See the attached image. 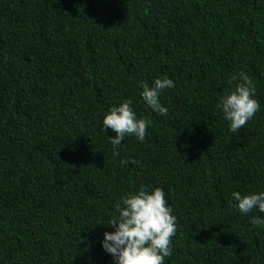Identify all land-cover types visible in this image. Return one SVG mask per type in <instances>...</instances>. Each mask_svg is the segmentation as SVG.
<instances>
[{
  "label": "trees",
  "instance_id": "trees-1",
  "mask_svg": "<svg viewBox=\"0 0 264 264\" xmlns=\"http://www.w3.org/2000/svg\"><path fill=\"white\" fill-rule=\"evenodd\" d=\"M240 72L260 110L232 133ZM165 76L163 116L141 93ZM125 100L151 124L113 156ZM141 185L177 218L164 264H264V213L232 196L264 191V0H0V264H115L104 233Z\"/></svg>",
  "mask_w": 264,
  "mask_h": 264
},
{
  "label": "clouds",
  "instance_id": "clouds-1",
  "mask_svg": "<svg viewBox=\"0 0 264 264\" xmlns=\"http://www.w3.org/2000/svg\"><path fill=\"white\" fill-rule=\"evenodd\" d=\"M237 81L217 105L223 112L224 119L230 122L229 130L237 133L260 110L255 99V85L244 72L239 77L233 75L229 84ZM175 87L172 79L167 76L155 79L149 86L145 83L141 93L143 100L154 112L166 116L168 109L164 107L159 96L163 90ZM151 121L138 118L133 109L132 101L125 100L118 106H112L103 118V129H110L115 136H110L113 156H119L118 147L126 136H134L144 141ZM132 163H137L135 160ZM127 164L128 160L122 161ZM237 207L244 214L258 209L264 213V191L241 195L232 193ZM121 204H117L118 217L110 221L108 226L114 231L105 232L102 247L110 254L115 264H164L166 257L172 255L171 239L175 236L177 218L173 208L168 204L162 188L149 189L141 185L138 191L128 194ZM252 224L264 225V219L252 217Z\"/></svg>",
  "mask_w": 264,
  "mask_h": 264
}]
</instances>
